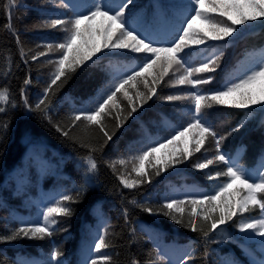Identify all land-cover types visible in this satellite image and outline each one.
Listing matches in <instances>:
<instances>
[{"label":"trees","instance_id":"trees-1","mask_svg":"<svg viewBox=\"0 0 264 264\" xmlns=\"http://www.w3.org/2000/svg\"><path fill=\"white\" fill-rule=\"evenodd\" d=\"M66 2L72 7H60L53 0H17L18 6L14 4L9 10L4 0H0V90L7 89L10 97L3 105L6 111L0 113V235L23 224H42V212L47 206L62 194L79 193L76 202L70 204L72 215L55 217L57 223L52 237L0 243V264H49L53 249L63 253L62 264H86L100 254L111 256V264H132L133 259L140 264H179L185 255L193 257L189 264H249V258L261 262L263 259L255 248L238 238L239 217L234 218L235 223L229 222L205 238L201 232H193L168 216L149 215L131 203L132 200L147 202L158 208L166 199L214 194L217 183L224 177L209 180L207 174L226 171L225 165L216 163L203 171L193 167L205 155L210 158L215 153L211 140L205 142L201 152L193 153L187 161L160 176H155V170L146 162V170L153 173L151 184L127 189L118 179L121 174L128 179L137 178L132 171L133 162L128 158L146 150L150 144L155 145L156 141L166 142L165 138H171L182 125L186 126L193 108L191 102L163 99L184 94L190 87L172 86L169 83L172 70L157 85L158 96L142 107L136 101L137 112L119 128L115 117L127 116L130 107L123 94L117 93L120 108L111 109V115L103 120L105 129L113 136L106 144L98 125L82 120L72 127L71 115L93 108L105 89L136 69L144 59L143 54L103 50L94 61L69 73L70 78L51 97V123L41 111L28 110L21 89H25L28 102L34 106L54 72V66L47 61L58 59L59 54L48 53L38 61L30 57L39 51L47 52L45 45L61 41L64 35L45 27L44 21L68 19L77 12H86L94 0ZM104 2L115 6L120 0ZM191 7V0H133L127 10L129 25L155 44L168 46L177 37V29ZM195 26L206 27L200 21ZM214 47H222L224 55L218 70L211 74L212 82L203 86L207 90L223 88L260 63V54L264 52V23L240 26L226 44L208 40L204 45H190L185 50V58L198 66ZM21 49L25 53L23 58ZM29 78L31 83L26 86L24 81ZM151 79L148 77L149 84ZM128 91L135 97L137 91L147 92V89L141 79L135 88L128 87ZM204 118L221 135H226L221 145L224 153L242 167L259 170L258 164L264 156V107L238 109L213 104L204 110ZM241 121H244L243 127L227 135ZM56 125L69 131V136L57 131ZM193 134L187 137L189 147H192ZM184 141L185 138H179L175 147L169 145L154 156L163 159L173 151L179 153L185 147ZM82 145H91L97 150L90 152L89 147ZM89 154L98 165L94 172L87 170L85 158ZM119 158L128 162L117 163L114 171L109 164ZM150 159L155 163L154 158ZM190 208L191 205L186 206L185 223ZM258 213L257 209L246 215ZM106 227L110 247L98 254L92 251V245ZM158 255L164 259H158Z\"/></svg>","mask_w":264,"mask_h":264},{"label":"snow or ice","instance_id":"snow-or-ice-1","mask_svg":"<svg viewBox=\"0 0 264 264\" xmlns=\"http://www.w3.org/2000/svg\"><path fill=\"white\" fill-rule=\"evenodd\" d=\"M60 7L70 8L72 5L66 0H53ZM133 0H120L115 6H110L104 0H94L93 4L86 12H77L68 19L55 18L44 21V26L63 32L61 41L48 43L45 45L47 52L39 51L31 55L32 61H38L41 57H46L48 53H58V59L47 62L54 66L46 87L43 89L41 97L33 106L25 95V89H21V95L25 96L24 103L29 111H41L52 122L50 115L52 111V100L56 90L63 86L70 78L69 73H74L77 68L84 66L86 62L94 61L103 50H125L134 54H143V61L136 66L130 74L116 80L109 88L105 89L95 106L88 110H81L71 115L72 127L79 121H87L90 125H98L103 136L106 138L104 143L113 139L112 134L105 129L103 120L106 115H111V109H119L117 93H122L128 101L130 110L127 116H116V127L123 125L124 121L137 112V103L142 107L153 97L158 96L157 85L164 78L169 76L172 70V77L169 83L175 85L190 86L189 90L181 95H168L163 97L166 101L172 102L187 99L193 105L186 126H181L171 138H165L166 142L156 141L155 146L150 144L134 156L128 158L132 163V171L135 172V179H128L124 174L118 176L124 188L134 189L145 183L153 182V173L146 170L145 163L148 162L150 168L154 169V175L160 176L162 172L169 170L187 161L193 153L201 152L205 142L211 140L215 153L208 158L205 155L203 160H198L193 164L197 170L209 169L211 165L222 163L226 171L211 172L207 174L209 180H219L226 177L223 183L217 185L214 194H201L199 196H185L183 199H166L158 208L150 206L147 202L140 203L132 200L142 211L149 215L162 214L170 217L175 223L183 224L193 232H201L205 238L210 237L221 226L234 222V218L239 217L236 227L239 233L247 239L259 237L264 244V172H259L255 178L250 176L245 169L234 161L228 154L221 149L226 135H221L215 127L204 118V110L213 104L228 106L238 109H249L254 105L264 107V52H261L260 63L242 77L234 81H229L226 86L216 90L204 89V85L212 82L213 76L219 68L224 52L222 47H214L210 55L205 56L199 61L198 66L190 64L185 58L186 49L190 45H204L208 40L217 43L227 41L237 33L240 26L250 23H264V0H191L192 7L184 18L181 27L177 29V37L168 46H159L153 41L146 39L136 29L130 27L127 10L132 5ZM17 4V0H9L7 7ZM212 13H218L219 17H226V20L217 19ZM200 21L206 27H196V22ZM230 21V23L228 22ZM11 31V25L9 24ZM17 43L19 36L16 34ZM40 47L39 45L37 46ZM25 53L21 49V56ZM254 55V54H250ZM27 63V60H25ZM208 74V75H201ZM148 77H151L149 84ZM143 80L144 88L147 92L137 91L135 97L131 96L128 87L135 88L137 82ZM25 85L31 83L30 78L24 81ZM128 86V87H126ZM10 100L7 89L0 90V113L6 111L3 106ZM244 121L231 128L227 135L240 130ZM6 127V125H2ZM65 137L69 136V131L63 130L60 125H56ZM195 133V134H193ZM191 135V145L187 137ZM179 138H185L183 151L177 153L173 151L165 158L154 156L169 145L175 147ZM90 152L96 151L91 145ZM155 163H152V159ZM125 158L112 161L109 164L114 171L116 164L126 165ZM85 161L89 172L96 171L98 165L94 157L89 154ZM264 166V165H262ZM238 186V187H237ZM231 190V191H230ZM76 196L72 194H62L58 200L47 206L42 212L43 223L23 224L20 227L10 229L8 234L0 235V243L13 242L22 238L52 237L55 233L56 216H71V203L76 202ZM219 201V203H217ZM191 205L187 212L185 223L186 206ZM259 210L258 216L245 217L246 213ZM218 213V215H217ZM179 214V215H177ZM127 219V209L124 210ZM135 232V229H132ZM108 228L104 229V234L99 235L92 245V251L100 254L101 250L110 247L106 237ZM63 253L59 249H53L50 253L49 264H62ZM158 259L164 257L158 255ZM193 259L191 255H185L179 264H189ZM112 257L106 254L90 258L86 264H111ZM132 264H140L133 259ZM155 264V262H152ZM264 264V261L261 262Z\"/></svg>","mask_w":264,"mask_h":264},{"label":"rangeland","instance_id":"rangeland-1","mask_svg":"<svg viewBox=\"0 0 264 264\" xmlns=\"http://www.w3.org/2000/svg\"><path fill=\"white\" fill-rule=\"evenodd\" d=\"M4 3H5V5H8L9 0H4ZM211 15L215 16L218 20H219V19H223V20L226 19V17H219V14H218V13H213V14H211ZM260 161H261V162L258 164V168H259L258 171H253L252 169H249V168H246V167H243V168L245 169V171H246L250 176H252L253 178H255L259 172H263V171H264V166H262V165H264V156L261 158ZM225 180H227L226 177H224L223 180H219V182L217 183V185L223 183ZM237 187H238V186H237ZM230 191H231V190H230ZM259 214H260V213H258V214H256V215H252V214L246 215V214H245V217L247 218L248 216H258ZM238 222H239V220H238ZM238 222H237V223H238ZM237 235H238V238H240L241 240H243V241H245V242H247V243H250V244L255 248V250L258 252V254L262 257V259H263L262 261H264V244L261 243L259 237H255V238H253V239H247V238H244V237L239 233L238 229H237ZM262 261H261V262H262ZM261 262H258L257 260H255V259H251V258H249V260H248V263H249V264H261Z\"/></svg>","mask_w":264,"mask_h":264}]
</instances>
